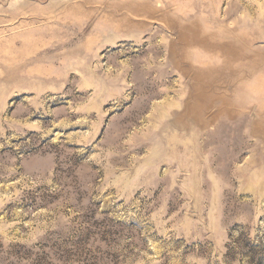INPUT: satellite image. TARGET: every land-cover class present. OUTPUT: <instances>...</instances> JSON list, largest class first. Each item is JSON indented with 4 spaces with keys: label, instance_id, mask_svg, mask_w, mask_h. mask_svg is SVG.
I'll list each match as a JSON object with an SVG mask.
<instances>
[{
    "label": "rangeland",
    "instance_id": "obj_1",
    "mask_svg": "<svg viewBox=\"0 0 264 264\" xmlns=\"http://www.w3.org/2000/svg\"><path fill=\"white\" fill-rule=\"evenodd\" d=\"M0 264H264V0H0Z\"/></svg>",
    "mask_w": 264,
    "mask_h": 264
}]
</instances>
